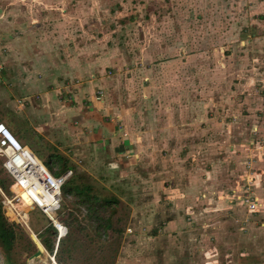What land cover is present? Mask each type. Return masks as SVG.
<instances>
[{
  "label": "rangeland",
  "instance_id": "1",
  "mask_svg": "<svg viewBox=\"0 0 264 264\" xmlns=\"http://www.w3.org/2000/svg\"><path fill=\"white\" fill-rule=\"evenodd\" d=\"M101 118L133 148L110 151ZM0 121L49 169L63 154L120 201L121 231L105 241L81 220L82 254L63 252L65 264L115 249L112 264H264V0H0ZM3 161L4 214L21 227L0 264L54 263L50 220L13 201Z\"/></svg>",
  "mask_w": 264,
  "mask_h": 264
},
{
  "label": "trees",
  "instance_id": "2",
  "mask_svg": "<svg viewBox=\"0 0 264 264\" xmlns=\"http://www.w3.org/2000/svg\"><path fill=\"white\" fill-rule=\"evenodd\" d=\"M57 154V168L52 170V172L57 174L65 172L68 168L73 169V175L63 184L62 186V198H63V207L62 210L67 207V204H70L71 210L67 211L65 215H61V220L68 226V234L61 238L57 251L55 253V258L60 264H65L63 260L62 253L67 252L68 257L74 256L73 252L80 251V243H76L73 237V228L76 226L78 230H86L87 225H80L81 220L87 219L91 220L95 226L96 235L100 238L103 237L105 241L111 240L106 239L110 236V232L113 230L121 231V228L114 227V216L118 213V204L119 200L115 196H106L100 192H97L94 186L91 183H83L80 179V173L77 168L68 164V159L60 153ZM2 164V162H1ZM54 173V174H55ZM0 186L5 187L4 181L0 180ZM0 245L5 246L6 248L11 247L16 239L18 238L17 230L20 229L19 223H15L14 221H10L4 214L3 209V201L2 195L0 194ZM70 202V203H68ZM75 209L85 211V215L82 218H79V212H76ZM50 224V223H49ZM51 225V224H50ZM54 230V231H53ZM47 236L43 239V244L50 251L53 252L54 245L56 243V229L51 225L50 228H46ZM79 248V249H78ZM79 251H76V250ZM65 252V254H67ZM95 251L90 252L89 260L81 264H95V261L98 256ZM117 249L113 252L109 257L107 254H102L98 260V262H102L101 264H112V260H114L117 256ZM73 254V255H72ZM82 254V253H81ZM9 255V252H8ZM87 255V254H86ZM77 256V255H75ZM80 257H85L84 255H78ZM91 258V260H90ZM98 258V259H99ZM111 258V261H110ZM114 258V259H113ZM104 259V260H103ZM70 260V259H69ZM94 260L95 262L91 263ZM5 264V263H4ZM7 264H16L13 262H9Z\"/></svg>",
  "mask_w": 264,
  "mask_h": 264
},
{
  "label": "built area",
  "instance_id": "3",
  "mask_svg": "<svg viewBox=\"0 0 264 264\" xmlns=\"http://www.w3.org/2000/svg\"><path fill=\"white\" fill-rule=\"evenodd\" d=\"M8 148L11 152H8ZM0 155L4 156L3 166L11 174L15 183L19 184L22 192L27 194L31 206H37L44 214L52 218L56 228V244L58 248L61 238L68 234V226L59 220L56 212L62 207V186L71 177L73 171L67 169L60 174H54L45 164L37 159V154L19 140L12 130L0 121ZM22 194L15 192L14 202L22 203ZM249 208L255 210L257 199L250 201ZM15 209L14 204H11ZM54 213V216H53ZM21 217V214L18 213ZM52 257V261L56 263Z\"/></svg>",
  "mask_w": 264,
  "mask_h": 264
},
{
  "label": "crops",
  "instance_id": "4",
  "mask_svg": "<svg viewBox=\"0 0 264 264\" xmlns=\"http://www.w3.org/2000/svg\"><path fill=\"white\" fill-rule=\"evenodd\" d=\"M4 3H5V0H4ZM8 5H11L13 4L12 2H7ZM3 14L6 13V8L3 7ZM11 9V8H10ZM12 10V9H11ZM4 15H7V14H4ZM1 18H2V12H1ZM18 18L15 17L14 19H12L13 21H15L16 19ZM3 19H1V22H2ZM4 24L6 25L7 24V20H4ZM16 37H24V36H21V35H18ZM28 82H26V86L28 87ZM32 83L29 84V86H31ZM46 87H44V92L42 93L43 95V100H44V103L46 102V104H49L50 106H53V107H56V106H60V103L57 102V100L55 99L54 102H53V97H49L47 95H49L48 93V90L49 88L47 87V85H45ZM29 88V87H28ZM54 90L56 89H53V92ZM32 102V101H31ZM40 102H38V100H35L33 105H37L39 107L42 106L41 104H39ZM42 104H43V101H42ZM33 108V107H32ZM49 109V108H48ZM36 110V108H35ZM42 109L40 108L39 109V112H42L41 111ZM54 112V111H53ZM50 113V114H49ZM48 119H47V122H44L47 125H49L50 121L52 120V115L51 114V110L49 109L48 110ZM34 124V123H33ZM98 124V127H97V133L100 134L101 138H103V141L105 139V144L106 143H109L110 144V151H121V152H127L129 148H133L131 144L134 145V143H132L131 139L126 135V133L120 129H117V125L112 122V123H105L102 121V118L100 119V121H98V123H96V125ZM40 125V124H39ZM35 126V125H33ZM21 128V126H19ZM93 126H91L90 128H92ZM20 128H18V132H19V136H21L22 138H24V144L29 146L34 152L37 153V148H36V143L32 140L33 138H30L28 139L29 137H31L30 135H24V131L23 129L20 130ZM40 130V129H39ZM41 134L42 132L39 131ZM38 132V133H39ZM20 138V137H19ZM33 141V142H32ZM23 143V142H22ZM104 143V142H103ZM128 148V149H127ZM127 149V151H126ZM39 153V152H38ZM119 153V152H118ZM129 154V153H128ZM131 160V159H130ZM256 186H258V183L256 184ZM258 207H259V203H258V206L255 210L253 211H256L258 210ZM252 210V209H251Z\"/></svg>",
  "mask_w": 264,
  "mask_h": 264
},
{
  "label": "bare ground",
  "instance_id": "5",
  "mask_svg": "<svg viewBox=\"0 0 264 264\" xmlns=\"http://www.w3.org/2000/svg\"><path fill=\"white\" fill-rule=\"evenodd\" d=\"M3 122V121H2ZM4 123V122H3ZM13 132V131H12ZM16 136V135H15ZM17 137V136H16ZM18 138V137H17ZM19 139V138H18ZM2 156V155H1ZM37 159L39 160V161H41L38 157H37ZM42 162V161H41ZM43 163V162H42ZM44 164V163H43ZM6 170V169H5ZM15 182V181H14ZM13 186H15V191H17V192H19V193H21L22 194V202L21 203H24V204H27V205H30L31 204V201L28 199V197H27V194H24L23 192H22V189H21V187H20V185L19 184H17V183H15ZM62 205H63V199H62ZM30 207L31 208H33L31 205H30ZM63 207V206H62ZM62 207H61V213H62ZM46 215V214H45ZM48 216V218H49V220L51 219L52 220V218L49 216V215H47ZM53 216H54V213H53ZM59 218V217H58ZM50 220V224L54 227V225L52 224V221ZM59 220H60V218H59ZM55 228V227H54ZM56 229V228H55Z\"/></svg>",
  "mask_w": 264,
  "mask_h": 264
},
{
  "label": "water",
  "instance_id": "6",
  "mask_svg": "<svg viewBox=\"0 0 264 264\" xmlns=\"http://www.w3.org/2000/svg\"><path fill=\"white\" fill-rule=\"evenodd\" d=\"M8 152L10 153L11 152V149L10 148H8ZM41 249H38L37 251H36V253L33 255V257L34 256H37V255H40L41 254ZM50 264H54V263H50Z\"/></svg>",
  "mask_w": 264,
  "mask_h": 264
}]
</instances>
